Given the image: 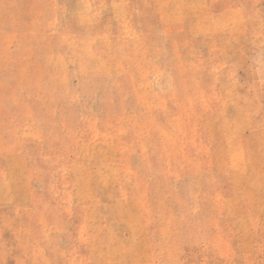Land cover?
Segmentation results:
<instances>
[{"label":"rangeland","instance_id":"rangeland-1","mask_svg":"<svg viewBox=\"0 0 264 264\" xmlns=\"http://www.w3.org/2000/svg\"><path fill=\"white\" fill-rule=\"evenodd\" d=\"M0 264H264V0H0Z\"/></svg>","mask_w":264,"mask_h":264}]
</instances>
